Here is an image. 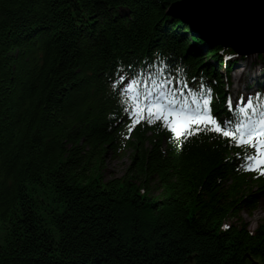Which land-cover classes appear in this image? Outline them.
Listing matches in <instances>:
<instances>
[{
	"label": "trees",
	"instance_id": "obj_1",
	"mask_svg": "<svg viewBox=\"0 0 264 264\" xmlns=\"http://www.w3.org/2000/svg\"><path fill=\"white\" fill-rule=\"evenodd\" d=\"M177 1L0 0V264H264V225L240 219L264 179L239 147L128 130L145 75L208 83L224 108L235 54L168 17ZM129 150L106 179V153Z\"/></svg>",
	"mask_w": 264,
	"mask_h": 264
},
{
	"label": "snow or ice",
	"instance_id": "obj_2",
	"mask_svg": "<svg viewBox=\"0 0 264 264\" xmlns=\"http://www.w3.org/2000/svg\"><path fill=\"white\" fill-rule=\"evenodd\" d=\"M121 85L114 87L119 90L123 87L124 77L120 76ZM172 80H164L159 83V89L155 92L146 90L143 95V106L137 109L133 123L144 119L148 123L162 121L164 127L176 135H196L200 132H215L230 138L238 147H251L255 149V155L245 156L241 167L249 171H259L264 175V110H258L253 97H248L246 104H238L237 117L229 121H218L211 114L212 89H206L203 85L199 89L185 92L188 86L184 82H178L176 88H171ZM156 85H153L155 88ZM168 87L169 90H165ZM125 91L130 89L125 88ZM261 94H257V98ZM139 100V97H137ZM230 103V100H229ZM125 111H129L125 109ZM146 112V115L144 113ZM242 116L243 119L238 117ZM256 117L253 119V117ZM155 118V120L153 119ZM235 124L234 128L229 125ZM223 125V127H221ZM184 128V132H181ZM239 155V154H238ZM227 227V226H226Z\"/></svg>",
	"mask_w": 264,
	"mask_h": 264
},
{
	"label": "water",
	"instance_id": "obj_3",
	"mask_svg": "<svg viewBox=\"0 0 264 264\" xmlns=\"http://www.w3.org/2000/svg\"><path fill=\"white\" fill-rule=\"evenodd\" d=\"M166 15L207 43L236 54H264V0H179Z\"/></svg>",
	"mask_w": 264,
	"mask_h": 264
},
{
	"label": "rangeland",
	"instance_id": "obj_4",
	"mask_svg": "<svg viewBox=\"0 0 264 264\" xmlns=\"http://www.w3.org/2000/svg\"><path fill=\"white\" fill-rule=\"evenodd\" d=\"M237 58V59H236ZM241 56L235 57L236 60L241 61V63H238L236 66V68H240V71H235V74H239V73H243V78L249 77L251 79V77H254L253 79H251L252 81H259L261 82L264 78V72H260L261 71V67L262 65H264V54L261 56V58H258V56L255 55H250L249 58L251 60L250 63L249 59L248 61H243V59H241ZM248 67H253L256 66V71H250L249 69H247ZM246 69V70H245ZM258 73V74H257ZM251 74V75H250ZM257 74V75H255ZM263 77H259V75H261ZM258 77V78H256ZM229 91H232V97L235 94L236 91H242V94L244 96H248L247 94H249V91H245L244 90V85L243 84H239L237 83L236 80V75H234V73H232L230 75V86L228 88ZM251 92V91H250ZM246 94V95H245ZM129 154H130V150L126 151L123 155L121 156H117L114 153H112V151H108L105 155V159H104V176L106 179H111V178H115V177H122L125 173L126 167L129 163ZM154 187V185H153ZM157 192V188L153 189V194H156ZM242 223L244 225H246L248 227V230L253 233L258 226L264 225V205L258 206V209L253 212V213H249V212H245L241 215L240 217ZM228 224H238L236 221H229Z\"/></svg>",
	"mask_w": 264,
	"mask_h": 264
},
{
	"label": "bare ground",
	"instance_id": "obj_5",
	"mask_svg": "<svg viewBox=\"0 0 264 264\" xmlns=\"http://www.w3.org/2000/svg\"><path fill=\"white\" fill-rule=\"evenodd\" d=\"M189 34L191 35L192 33L191 32H189ZM248 59H249V62H247V63H250L251 62V60H250V58L249 57H245V59L243 60V61H248ZM234 62H238V63H241V61H237V60H234ZM262 67L264 68V65H262ZM256 66H253L252 68L251 67H248L247 66V69H249L251 72L253 71H256ZM240 68H237V69H234V75H236V80H237V83H241V84H244V88H246L247 87V85H249V84H251L253 81L251 80V79H253L254 77H251V79L249 78V77H247V79H243V73H239V74H235V71H240L239 70ZM246 70V69H245ZM252 72V73H253ZM258 74V73H257ZM257 74H255V75H257ZM251 75V74H250ZM161 76H164V74H161ZM259 77H263L262 76V74L261 75H259ZM252 87H256V86H252Z\"/></svg>",
	"mask_w": 264,
	"mask_h": 264
}]
</instances>
